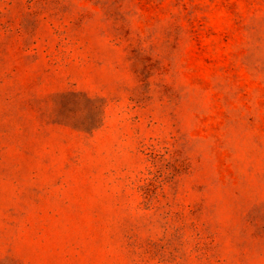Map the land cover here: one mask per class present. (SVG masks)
I'll return each instance as SVG.
<instances>
[{"label": "rangeland", "instance_id": "374dc122", "mask_svg": "<svg viewBox=\"0 0 264 264\" xmlns=\"http://www.w3.org/2000/svg\"><path fill=\"white\" fill-rule=\"evenodd\" d=\"M0 264H264V0H0Z\"/></svg>", "mask_w": 264, "mask_h": 264}]
</instances>
